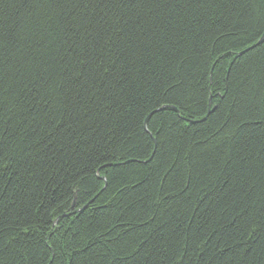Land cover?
<instances>
[{
    "label": "trees",
    "instance_id": "16d2710c",
    "mask_svg": "<svg viewBox=\"0 0 264 264\" xmlns=\"http://www.w3.org/2000/svg\"><path fill=\"white\" fill-rule=\"evenodd\" d=\"M0 264H264V0H0Z\"/></svg>",
    "mask_w": 264,
    "mask_h": 264
}]
</instances>
